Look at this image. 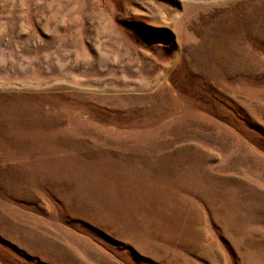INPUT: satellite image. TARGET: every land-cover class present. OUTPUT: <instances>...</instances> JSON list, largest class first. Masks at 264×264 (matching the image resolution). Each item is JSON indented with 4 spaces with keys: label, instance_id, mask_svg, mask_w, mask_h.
<instances>
[{
    "label": "rangeland",
    "instance_id": "374dc122",
    "mask_svg": "<svg viewBox=\"0 0 264 264\" xmlns=\"http://www.w3.org/2000/svg\"><path fill=\"white\" fill-rule=\"evenodd\" d=\"M0 264H264V0H0Z\"/></svg>",
    "mask_w": 264,
    "mask_h": 264
}]
</instances>
